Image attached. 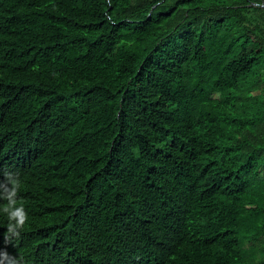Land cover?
<instances>
[{
  "label": "trees",
  "instance_id": "trees-1",
  "mask_svg": "<svg viewBox=\"0 0 264 264\" xmlns=\"http://www.w3.org/2000/svg\"><path fill=\"white\" fill-rule=\"evenodd\" d=\"M3 264H264V0H0Z\"/></svg>",
  "mask_w": 264,
  "mask_h": 264
},
{
  "label": "clouds",
  "instance_id": "clouds-1",
  "mask_svg": "<svg viewBox=\"0 0 264 264\" xmlns=\"http://www.w3.org/2000/svg\"><path fill=\"white\" fill-rule=\"evenodd\" d=\"M6 180L12 185L11 189H5L7 196L5 197L8 203L0 208V213L6 214L9 220L7 225L8 233L13 235H19V229H22L25 221L27 220V213L24 206L17 205L16 195L19 188V179L15 173H6ZM8 259V254L0 253V264H3L4 260Z\"/></svg>",
  "mask_w": 264,
  "mask_h": 264
}]
</instances>
